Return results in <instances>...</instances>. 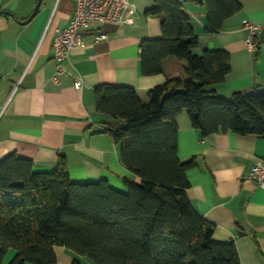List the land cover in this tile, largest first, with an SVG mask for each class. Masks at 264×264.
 Returning a JSON list of instances; mask_svg holds the SVG:
<instances>
[{"label": "trees", "instance_id": "16d2710c", "mask_svg": "<svg viewBox=\"0 0 264 264\" xmlns=\"http://www.w3.org/2000/svg\"><path fill=\"white\" fill-rule=\"evenodd\" d=\"M205 33H218L241 10L237 0H200ZM178 0H155L149 14L161 18V37L139 45L143 76L161 72L166 58L184 61L182 77L146 92L143 102L129 87L93 89L95 112L119 147L123 166L137 180L126 191L107 181L73 182L67 162L37 173L33 163L9 154L0 160V264H56L55 247L87 257L92 264H241L233 242L213 239L214 225L191 206L186 173L195 158L179 160L175 117L187 112L201 138L231 132L264 139V88L224 98L207 87L230 71L223 50L192 55L198 37ZM2 13L0 12V15Z\"/></svg>", "mask_w": 264, "mask_h": 264}, {"label": "crops", "instance_id": "0c3cea01", "mask_svg": "<svg viewBox=\"0 0 264 264\" xmlns=\"http://www.w3.org/2000/svg\"><path fill=\"white\" fill-rule=\"evenodd\" d=\"M0 0V160L9 155L32 161L34 172L48 173L57 161L67 162L73 182L107 181L125 192L124 178L137 179L121 163L104 116L95 112L93 89L108 84L134 89L143 102L147 91L182 77L184 61L166 58L161 72L143 76L139 45L161 37V17L149 14L155 0H124L118 23H94L83 32L84 48L71 50L58 82L52 61L57 31L73 15L72 0ZM198 37L192 55L223 50L230 71L223 83L207 87L229 98L238 91L264 88V0H237L241 10L213 35L204 31L205 8L200 0H178ZM246 23L258 25L256 48L247 49ZM106 39L95 42L94 34ZM75 78L81 87L73 86ZM179 160L194 157L186 173L185 193L193 209L214 225L213 239L233 242L241 264H264V190L248 175L257 160L264 162V139L231 132L201 138L183 110L175 117ZM55 251V250H54ZM7 251L2 264L14 257Z\"/></svg>", "mask_w": 264, "mask_h": 264}, {"label": "built area", "instance_id": "2783aa9c", "mask_svg": "<svg viewBox=\"0 0 264 264\" xmlns=\"http://www.w3.org/2000/svg\"><path fill=\"white\" fill-rule=\"evenodd\" d=\"M72 2L73 15L67 27L57 31L52 43V61L56 65V72L52 80L55 83L58 82V76L65 74L62 65L69 52L84 48L83 32L95 22L98 24L120 22L125 10L124 0H72ZM244 28L248 30V37L244 40L245 45L247 49L254 51L256 48L254 39L260 27L246 23ZM93 38L95 42H98L105 40L106 35L96 32ZM81 84V80L75 78L73 86L80 88ZM248 177L264 190V162L262 160H257L252 165Z\"/></svg>", "mask_w": 264, "mask_h": 264}, {"label": "rangeland", "instance_id": "374dc122", "mask_svg": "<svg viewBox=\"0 0 264 264\" xmlns=\"http://www.w3.org/2000/svg\"><path fill=\"white\" fill-rule=\"evenodd\" d=\"M53 250L56 264H92L87 257H81L63 247H55Z\"/></svg>", "mask_w": 264, "mask_h": 264}, {"label": "water", "instance_id": "95a60500", "mask_svg": "<svg viewBox=\"0 0 264 264\" xmlns=\"http://www.w3.org/2000/svg\"><path fill=\"white\" fill-rule=\"evenodd\" d=\"M40 3H41V0H38L34 9L32 10V14L26 20V22L30 21L35 16V14L37 13L36 11L39 9ZM252 93H253V91H245L243 95L247 96V95H251Z\"/></svg>", "mask_w": 264, "mask_h": 264}]
</instances>
